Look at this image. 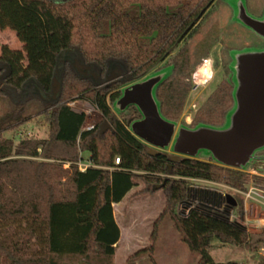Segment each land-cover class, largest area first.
Segmentation results:
<instances>
[{
	"label": "trees",
	"instance_id": "16d2710c",
	"mask_svg": "<svg viewBox=\"0 0 264 264\" xmlns=\"http://www.w3.org/2000/svg\"><path fill=\"white\" fill-rule=\"evenodd\" d=\"M42 1L52 14L69 20V38L56 51L58 70L49 86L37 76L13 82V63L0 56V264H116L122 229L114 204L140 183L141 171L169 175L163 186L169 194L164 213L170 214L190 249L199 253V264H241L215 260V240L246 246L261 238L254 239L243 223L218 213L198 207L180 212L178 206L188 200L190 185L171 176L214 180L246 190L249 172L200 157L174 161L166 150L150 153V145L113 107L123 86L170 57L218 0ZM218 37L215 25L194 53L185 45L175 54V72L159 89L168 117L180 119L191 89L187 77ZM229 63L226 68L231 72ZM78 95L100 109L108 128L85 127L87 113L71 105ZM233 103L228 76L201 105L192 124H222ZM131 110V119L140 116L135 106ZM40 115L50 125L47 137L17 142L6 135ZM83 150L90 152L95 166L65 168L54 160H78ZM253 177L264 185V175ZM238 196L245 218V201ZM160 219L154 242L121 264H142L139 259L144 256L157 264Z\"/></svg>",
	"mask_w": 264,
	"mask_h": 264
},
{
	"label": "rangeland",
	"instance_id": "374dc122",
	"mask_svg": "<svg viewBox=\"0 0 264 264\" xmlns=\"http://www.w3.org/2000/svg\"><path fill=\"white\" fill-rule=\"evenodd\" d=\"M248 6L251 13L262 15L264 0H248ZM235 14L236 8L233 0H218L208 10L192 34L180 42L172 55L155 68L158 69L161 66L172 64L175 61V54L185 45L190 48L191 53H194L197 43L208 34L210 29L218 25L219 37L213 43L209 55L205 57L213 61L214 76L206 86L198 87L192 82L193 73L197 71L198 66L202 64L205 58L188 75L187 80L191 89L182 115L180 119H176L181 124L195 125L192 122L198 109L217 85L230 75L226 63L228 65L229 60H231V51L244 48H264V37L243 22L236 20ZM68 38L69 20L52 14L47 9L44 1L0 0V56L12 61L14 77L11 80L13 82L20 83L29 76H37L45 86H49L54 79V73L58 70L56 51L67 44ZM71 105L75 109L87 113L86 128L93 126L107 127L108 123L104 120L100 109L86 96L78 95L71 101ZM131 109L119 115L126 117L130 122L133 118ZM49 129L50 125L45 115H40L5 133L13 136L18 142L25 137H47ZM166 151L173 153L171 149ZM81 155L89 158L90 152L83 150ZM245 171H248L251 175L248 187L253 184L264 188V185L256 182L253 177L254 174L264 175L263 172L256 171L252 167L247 168ZM139 173L143 177L140 183L135 185L123 200L114 204L116 218L122 227V235L117 246L116 264L125 262L133 253L154 242L152 236L156 221L160 217L154 251L156 263L199 264V253L190 249L181 232L176 228L170 214L164 213L169 194L165 188L156 185L160 184L169 175L149 171ZM146 177L150 180H147ZM171 177L185 180L190 185L188 200L178 206L180 212L187 213L191 208L198 207L205 211L218 213L243 223L249 231L254 233V239L261 238V240H254L253 244L246 246L216 239L212 249L215 260H238L241 264H259L262 261L264 258V225L252 223L256 217L264 216V206L262 204L260 205L254 200L249 201V209L247 211L245 209V219L240 215L241 199L238 196L243 195L245 201L244 189L203 178ZM237 216L242 217L247 223H244ZM247 217H250V219L247 220ZM139 262L154 264L146 256L140 258Z\"/></svg>",
	"mask_w": 264,
	"mask_h": 264
},
{
	"label": "water",
	"instance_id": "95a60500",
	"mask_svg": "<svg viewBox=\"0 0 264 264\" xmlns=\"http://www.w3.org/2000/svg\"><path fill=\"white\" fill-rule=\"evenodd\" d=\"M233 2L236 20L264 37V11L255 15L248 0ZM230 54L234 103L222 124H181L164 113L159 89L174 74L175 63L124 86L113 101L114 110L121 114L134 106L138 109L140 116L130 120V129L150 145V153L171 149L174 161L206 156L221 165L242 170L252 167L264 173V155L258 154L264 150V48L236 49ZM165 184L166 179L156 186Z\"/></svg>",
	"mask_w": 264,
	"mask_h": 264
},
{
	"label": "built area",
	"instance_id": "2783aa9c",
	"mask_svg": "<svg viewBox=\"0 0 264 264\" xmlns=\"http://www.w3.org/2000/svg\"><path fill=\"white\" fill-rule=\"evenodd\" d=\"M198 79H206L201 74L198 76ZM89 128V127H88ZM58 162L62 163L63 167L69 168L72 165H76L81 170H86L88 167L95 166L96 164L92 161V159L85 158L83 155L78 160H66V159H60L57 160ZM120 162V158L117 157L116 163L118 164ZM244 195L246 196L245 202L249 204V201L254 200V202L259 203L260 205L264 206V188L260 187L259 185H251L248 187V189L243 191ZM237 218L241 219L244 223H247V221H244L241 217ZM246 219V217H245ZM250 219V217H247V220ZM252 223H255L256 225H264V216L256 217Z\"/></svg>",
	"mask_w": 264,
	"mask_h": 264
},
{
	"label": "clouds",
	"instance_id": "9594fccd",
	"mask_svg": "<svg viewBox=\"0 0 264 264\" xmlns=\"http://www.w3.org/2000/svg\"><path fill=\"white\" fill-rule=\"evenodd\" d=\"M213 61L210 58H205L202 64L198 66L197 71L193 73L192 82L198 87L206 86L208 82L213 78L214 72L212 69ZM203 75L206 79H198V76Z\"/></svg>",
	"mask_w": 264,
	"mask_h": 264
},
{
	"label": "crops",
	"instance_id": "0c3cea01",
	"mask_svg": "<svg viewBox=\"0 0 264 264\" xmlns=\"http://www.w3.org/2000/svg\"><path fill=\"white\" fill-rule=\"evenodd\" d=\"M245 209H246V211L249 209V204H247L246 202H245ZM121 229H122V227H121Z\"/></svg>",
	"mask_w": 264,
	"mask_h": 264
},
{
	"label": "flooded vegetation",
	"instance_id": "af4514ba",
	"mask_svg": "<svg viewBox=\"0 0 264 264\" xmlns=\"http://www.w3.org/2000/svg\"><path fill=\"white\" fill-rule=\"evenodd\" d=\"M259 155H264V150L258 153Z\"/></svg>",
	"mask_w": 264,
	"mask_h": 264
},
{
	"label": "bare ground",
	"instance_id": "6f19581e",
	"mask_svg": "<svg viewBox=\"0 0 264 264\" xmlns=\"http://www.w3.org/2000/svg\"><path fill=\"white\" fill-rule=\"evenodd\" d=\"M204 78H206V77H204Z\"/></svg>",
	"mask_w": 264,
	"mask_h": 264
}]
</instances>
